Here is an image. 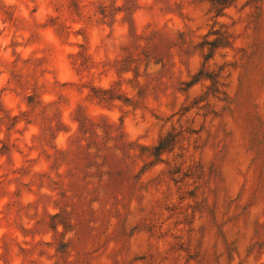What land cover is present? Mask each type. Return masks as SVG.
Here are the masks:
<instances>
[{
    "label": "rangeland",
    "instance_id": "1",
    "mask_svg": "<svg viewBox=\"0 0 264 264\" xmlns=\"http://www.w3.org/2000/svg\"><path fill=\"white\" fill-rule=\"evenodd\" d=\"M0 264H264V0H0Z\"/></svg>",
    "mask_w": 264,
    "mask_h": 264
},
{
    "label": "trees",
    "instance_id": "2",
    "mask_svg": "<svg viewBox=\"0 0 264 264\" xmlns=\"http://www.w3.org/2000/svg\"><path fill=\"white\" fill-rule=\"evenodd\" d=\"M158 149H160V146H157Z\"/></svg>",
    "mask_w": 264,
    "mask_h": 264
}]
</instances>
